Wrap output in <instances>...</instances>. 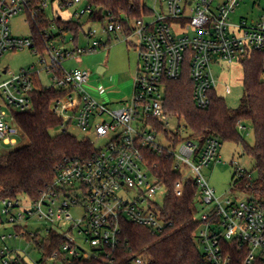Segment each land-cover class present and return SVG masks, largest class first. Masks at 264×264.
Segmentation results:
<instances>
[{
    "label": "built area",
    "instance_id": "1",
    "mask_svg": "<svg viewBox=\"0 0 264 264\" xmlns=\"http://www.w3.org/2000/svg\"><path fill=\"white\" fill-rule=\"evenodd\" d=\"M148 1L159 5L158 10L149 7ZM244 1L224 0L215 5V0H145L141 17L123 22L107 16L99 19L100 29L91 26L84 30L89 42L85 48H65L73 41L72 36L53 39L51 31H45L42 64L50 83H43L41 70L35 66L0 83V144L18 143L19 130L11 108L30 109L34 76L38 74L45 87L63 93L52 102L53 112L61 119L59 132L74 135L72 129L76 128L82 139L92 142L95 148L90 155L65 159L57 167L50 187L37 200L30 201L28 207L21 206V198L1 201L0 214L12 227L27 229L25 222L36 216L46 222L47 232L60 235L62 241L53 254L35 264L91 260L101 264H148L143 254L116 260V251L125 221L153 233H162L168 226L161 215L163 205L156 201L159 191H166V184L152 171L153 153L174 158L175 169L182 174L174 184L176 196L184 195L187 179L197 182L198 202L204 207L196 218L200 227L194 235L209 264H232L226 244L234 242L248 248L243 264L264 259V205L252 196L221 200L201 171L220 162L221 141L208 137L200 145L194 139H177L176 134L183 133L181 121L165 107V81L180 78L187 63L194 82L195 104L207 109L218 83L212 69L214 63H232L253 52L264 53V7L256 20L241 17L237 23L232 21V14ZM48 3L43 0L41 5L46 8ZM60 3L62 8L77 6L71 16L74 19L90 18L96 12L85 0ZM253 4H257L256 0ZM29 6L30 0H0V58L8 50L28 48L39 53L31 36L16 38L10 30L11 19ZM112 34H121L138 51L132 95L118 107H111V103L92 94L91 71L64 67V62L75 54L92 53L107 46ZM245 129L240 122L239 130ZM94 139H105L106 144L96 148ZM185 166L189 168L187 174L182 170ZM246 171L238 165L236 178L244 177ZM73 208H81L82 217L75 218ZM24 234L15 231L9 238ZM6 239V235H0V264L26 263L20 250L10 248Z\"/></svg>",
    "mask_w": 264,
    "mask_h": 264
},
{
    "label": "trees",
    "instance_id": "2",
    "mask_svg": "<svg viewBox=\"0 0 264 264\" xmlns=\"http://www.w3.org/2000/svg\"><path fill=\"white\" fill-rule=\"evenodd\" d=\"M42 1L30 0V6L26 9L31 37L41 57L46 51L45 31H51L53 39L71 35L72 43L78 46L88 21L98 22L108 16L126 22L141 17L146 6L145 0H85L96 9L85 22L84 18L65 20L59 14L51 19L46 8L42 7ZM34 11L35 15L32 16ZM53 27L56 31L51 30ZM241 63L244 92L237 108L228 107L217 89L211 92L210 106L207 109L198 108L193 98L194 82L188 63L180 78L165 81V107L181 121L183 133L178 132L177 139H194L203 145L205 139L215 137L222 144L233 142L241 145L243 153L255 159L256 176L253 177L252 171L247 170L244 177L237 179L235 172L232 186L264 205V53L248 54ZM34 84L30 109L11 108L14 123L21 138L27 139V144L18 146V141L0 151V203L3 199L21 197L37 200L50 187L57 167L65 159L87 156L95 149L89 140L58 131L61 119L53 112L52 102L63 93L45 87L38 74L34 76ZM246 121L251 122L254 128V145L248 144L239 130V123ZM55 130L56 133L53 132ZM150 163L154 174L166 184L167 193L161 215L168 226L162 233H153L143 226L125 221L116 260L121 261L132 254H143L148 264H209L194 235L200 227V221L195 217L199 203L197 182L192 178L187 179L184 195L178 197L174 193V184L182 174L175 169L174 158L153 153L150 154ZM3 220L0 214V225ZM23 227L13 228L17 232H25L24 238L42 253L43 259L49 258L62 241L54 231H46L43 235L40 231L29 232ZM226 245L227 252L232 256L231 263L243 264L248 248L237 242ZM77 264H101V261H80ZM255 264H264V259L257 260Z\"/></svg>",
    "mask_w": 264,
    "mask_h": 264
},
{
    "label": "rangeland",
    "instance_id": "3",
    "mask_svg": "<svg viewBox=\"0 0 264 264\" xmlns=\"http://www.w3.org/2000/svg\"><path fill=\"white\" fill-rule=\"evenodd\" d=\"M255 0H245L237 7L236 11L232 14V21L237 23L241 17H247L256 20L262 8L264 7V0H256L257 4H253ZM224 0H215V5L221 4ZM148 6L158 10L159 5H156L154 1H148ZM77 6L62 8L60 0L51 2L49 0L46 12L48 16L53 19L55 15H61L65 20H68L73 15ZM28 15L26 10L16 14L10 21V30L16 38H28L31 36L30 24L27 20ZM83 21L87 22L84 18ZM91 26L101 28L102 23H87L84 28L87 31ZM101 35V34H100ZM68 39L71 35L67 36ZM110 44L95 52L84 54H75L74 57L64 62L65 69H81L91 71L90 76V87L92 94L96 95L95 91L104 90V94L100 97L103 102L111 103V107L121 106V101L126 100L132 95L134 88V78L138 66V51L134 45L126 41L121 34H112ZM89 44L84 34H81L77 43L78 47L85 48ZM65 48H74V43L69 42L64 45ZM49 58L46 57L48 63ZM35 66L37 70H41V78L44 84L50 83V77L43 68L45 65L42 64V57L39 53L31 49L17 50V51H6L0 58V83L6 79L12 78L14 74H19L23 69H29ZM105 68V71L99 73V67ZM212 69L217 79V91L225 99L228 107L237 108L241 103V98L244 92L243 86V66L240 60H236L232 63L221 62L219 65L213 64ZM95 90V91H94ZM2 103V102H0ZM176 121H174V125ZM245 130L240 131L245 141L250 144H255V133L251 122L246 121ZM59 131V130H58ZM56 133L57 131H53ZM72 133L78 138L82 139L83 135L78 129L73 128ZM18 146L27 144L26 138H21V134H18ZM95 147L101 148L106 144L105 139H94ZM17 146V147H18ZM6 146L0 144V151ZM220 162L213 163L210 166L202 168L203 176L208 180L210 185L216 191V194L225 200L227 198L233 199H245L249 196L242 191L233 189L232 176L236 172L237 166L240 165L248 171H252L253 177L256 176L254 172L255 159L243 153L241 145L233 142H224L219 150ZM183 173H189L188 167L182 168ZM166 198V191L162 189L159 191L156 201L164 205ZM30 200L28 197H21V206L28 207ZM204 205L201 203L197 204L198 213L195 216L199 217L200 212ZM2 204L0 203V211ZM72 214L75 218H80L83 215L81 208H73ZM4 219V217H3ZM27 230L29 232L40 231L43 235L46 233L47 224L45 221L34 216L28 221ZM5 219L0 225V235H6V243L12 249H19L23 259L28 264H35L42 258V253L36 249L32 243L27 241L24 237L9 238L10 234H15V230ZM80 237L79 235H75ZM1 244V241H0ZM90 252L91 248L88 244L84 245Z\"/></svg>",
    "mask_w": 264,
    "mask_h": 264
},
{
    "label": "crops",
    "instance_id": "4",
    "mask_svg": "<svg viewBox=\"0 0 264 264\" xmlns=\"http://www.w3.org/2000/svg\"><path fill=\"white\" fill-rule=\"evenodd\" d=\"M99 71H100V73H102V72H104L105 71V68L104 67H102V66H100L99 67ZM95 91V90H94ZM96 92V97H98L101 101H102V99H101V95L102 94H104L103 92H104V90H101V91H95Z\"/></svg>",
    "mask_w": 264,
    "mask_h": 264
},
{
    "label": "water",
    "instance_id": "5",
    "mask_svg": "<svg viewBox=\"0 0 264 264\" xmlns=\"http://www.w3.org/2000/svg\"><path fill=\"white\" fill-rule=\"evenodd\" d=\"M98 72L100 73V71L98 70Z\"/></svg>",
    "mask_w": 264,
    "mask_h": 264
}]
</instances>
